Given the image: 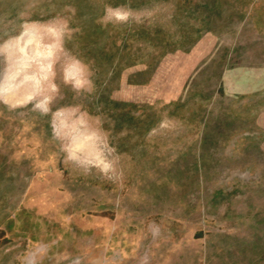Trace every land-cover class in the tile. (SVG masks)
Wrapping results in <instances>:
<instances>
[{"label":"rangeland","instance_id":"1","mask_svg":"<svg viewBox=\"0 0 264 264\" xmlns=\"http://www.w3.org/2000/svg\"><path fill=\"white\" fill-rule=\"evenodd\" d=\"M26 21L29 52L87 66L75 92L57 64L53 110L92 118L98 167L64 159L51 116L0 105V264H264V0H0V42Z\"/></svg>","mask_w":264,"mask_h":264},{"label":"clouds","instance_id":"2","mask_svg":"<svg viewBox=\"0 0 264 264\" xmlns=\"http://www.w3.org/2000/svg\"><path fill=\"white\" fill-rule=\"evenodd\" d=\"M121 8H129V11H121ZM111 10L115 19L127 22L130 19V5H120L115 9L106 6V14ZM107 16L105 17V19ZM57 19L46 22L47 32L55 39L59 37L61 48L65 39H71L73 29L69 27L68 21L59 20L61 27L55 25ZM142 22V21H137ZM37 21L24 22L20 25V31L16 35H10L0 42V105H4L9 112L17 109L27 108L29 105L33 111H38L42 116H51L54 121L52 125V138L58 142L59 150L64 154V159L72 165L84 168L86 171L97 168L98 165L88 163L85 160V143L93 144L100 135V130H88L92 118L88 113L79 109L78 105H67L53 110V104L59 94V87L55 83L57 64H60L63 83L70 86L75 92L87 91L92 84L90 74H85L86 65L76 57H72L70 62L57 60L55 54L40 55L31 53L34 48L31 40L30 27L38 24ZM20 43L17 49L15 61L9 59V49L15 42ZM27 46V47H25ZM29 52L33 59L25 60L24 54ZM74 65H80V71H74ZM47 90L49 94L43 93ZM107 159L108 154L105 153ZM112 163L107 160V166L100 168V172L107 175L112 171ZM43 253L35 249L25 252L20 258V264H40V256Z\"/></svg>","mask_w":264,"mask_h":264},{"label":"bare ground","instance_id":"3","mask_svg":"<svg viewBox=\"0 0 264 264\" xmlns=\"http://www.w3.org/2000/svg\"><path fill=\"white\" fill-rule=\"evenodd\" d=\"M31 40H33V39H31ZM38 53H39L40 55H45L42 51H39ZM47 55H51V51H48L47 54H46L45 56H47Z\"/></svg>","mask_w":264,"mask_h":264}]
</instances>
